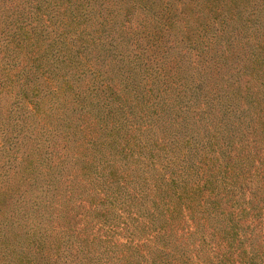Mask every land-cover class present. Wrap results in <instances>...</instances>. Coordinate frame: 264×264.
Wrapping results in <instances>:
<instances>
[{"label": "trees", "instance_id": "1", "mask_svg": "<svg viewBox=\"0 0 264 264\" xmlns=\"http://www.w3.org/2000/svg\"><path fill=\"white\" fill-rule=\"evenodd\" d=\"M0 264H264V0H0Z\"/></svg>", "mask_w": 264, "mask_h": 264}, {"label": "rangeland", "instance_id": "2", "mask_svg": "<svg viewBox=\"0 0 264 264\" xmlns=\"http://www.w3.org/2000/svg\"><path fill=\"white\" fill-rule=\"evenodd\" d=\"M77 218H78V217H77ZM77 218H76V219H77Z\"/></svg>", "mask_w": 264, "mask_h": 264}]
</instances>
